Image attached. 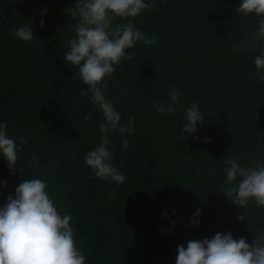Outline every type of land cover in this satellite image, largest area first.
<instances>
[{"label": "trees", "instance_id": "16d2710c", "mask_svg": "<svg viewBox=\"0 0 264 264\" xmlns=\"http://www.w3.org/2000/svg\"><path fill=\"white\" fill-rule=\"evenodd\" d=\"M238 3L154 0L132 18L158 40L138 42L134 56L105 77V95L122 120L134 118L127 148L111 134L114 162L126 175L117 185L93 176L83 161L99 142L101 113L79 95L86 85L63 59L75 23L64 9L74 0H0V120L18 143L25 141L13 169L0 156V179L7 180L0 205L22 178L45 179L58 206L72 214L85 264H175L178 244L217 231L251 242L252 231L264 228V208L250 203L243 210L219 189L227 157L243 164L264 158L258 21L237 11ZM31 21V42L13 35ZM170 85L183 89L181 104L176 113L158 114L151 102L166 100ZM191 101L206 119L185 138L183 109ZM196 208L200 222L193 225ZM243 211L247 222L237 219Z\"/></svg>", "mask_w": 264, "mask_h": 264}, {"label": "clouds", "instance_id": "9594fccd", "mask_svg": "<svg viewBox=\"0 0 264 264\" xmlns=\"http://www.w3.org/2000/svg\"><path fill=\"white\" fill-rule=\"evenodd\" d=\"M154 6V0H74V7L64 9L75 23L63 59L74 68L73 78L86 85L79 89V95L86 96L101 113L99 142L86 152L83 161L93 176L117 185L126 181V175L114 162L109 147L111 134H120L122 146L127 148V136L134 134V118L122 120L113 100L105 95L108 85L105 77L134 56L133 49L138 42L151 45L158 40L156 35L146 36L132 19ZM237 11L257 17L254 36L260 41V50L254 64L258 79L264 81V0H239ZM116 18L124 23L114 25ZM40 24L44 25L43 19ZM13 35L31 42L35 35L32 21L18 25ZM183 96L182 88L170 85L167 99L153 100L151 107L158 114L176 113ZM183 114L181 134L187 138L197 132L206 117L197 101H191ZM19 140L18 143L9 134L7 120H0V156L9 169L17 166L18 152L25 142L23 138ZM33 160H36L35 151ZM221 171L223 184L219 189L229 200L243 210L250 203L264 208V158L253 157L243 164L238 156L227 157ZM6 185L7 180L0 179V188ZM200 211L195 209L194 219L190 220L193 225L199 224ZM237 219L247 222L244 211ZM252 232L255 235L251 242L243 235L234 237L231 230L217 231L210 238L190 239L186 246L177 245L175 264H264V228ZM85 261V252L75 239L71 212L58 206L45 179L22 178L14 193L9 192L6 202L0 205V264H85Z\"/></svg>", "mask_w": 264, "mask_h": 264}]
</instances>
